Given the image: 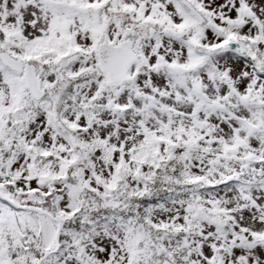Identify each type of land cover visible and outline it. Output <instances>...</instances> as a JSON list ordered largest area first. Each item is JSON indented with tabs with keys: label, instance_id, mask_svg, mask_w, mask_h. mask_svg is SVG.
I'll return each mask as SVG.
<instances>
[{
	"label": "snow or ice",
	"instance_id": "1",
	"mask_svg": "<svg viewBox=\"0 0 264 264\" xmlns=\"http://www.w3.org/2000/svg\"><path fill=\"white\" fill-rule=\"evenodd\" d=\"M0 264H264V0H0Z\"/></svg>",
	"mask_w": 264,
	"mask_h": 264
}]
</instances>
